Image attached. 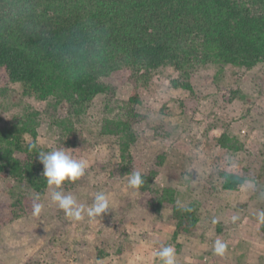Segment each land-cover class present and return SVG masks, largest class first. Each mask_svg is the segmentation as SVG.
<instances>
[{
	"label": "trees",
	"instance_id": "16d2710c",
	"mask_svg": "<svg viewBox=\"0 0 264 264\" xmlns=\"http://www.w3.org/2000/svg\"><path fill=\"white\" fill-rule=\"evenodd\" d=\"M259 64L264 65V0H0L2 87L20 84L24 96L48 103L45 113L58 132L56 148L72 149L74 157L93 147L75 123L101 97L98 138H112L118 146L116 159L104 169L117 178L140 172L145 183L134 189L136 199L152 215L171 208L172 241L161 245H171L175 252L183 246L180 237H203L201 217L196 205H178L176 188L155 183L164 155L150 171L136 165L133 148L139 134L135 127L145 120L138 112L143 104L141 92L150 89L157 70L173 68L177 78L171 86L189 93L177 102L181 113L188 116L200 104L194 89V75L200 67L252 70ZM126 85L132 91L121 99L119 87ZM239 97V90L220 94L225 104ZM162 111L164 116L169 113L167 107ZM40 116L34 112L16 117L10 127L0 129V175L8 173L13 181L7 197L0 199V232L34 214V199L48 189L36 156L43 151L38 143ZM31 145L36 147L30 150ZM217 145L232 158L245 151L257 163V173L251 166L240 174L218 171L216 177L223 180L224 191L240 190L248 180L258 183L264 173L263 152L248 151L229 127L217 138ZM204 189L206 203L215 190L209 183ZM258 220V235L264 240V220ZM107 255L101 250L97 259ZM255 264H264V258Z\"/></svg>",
	"mask_w": 264,
	"mask_h": 264
},
{
	"label": "rangeland",
	"instance_id": "374dc122",
	"mask_svg": "<svg viewBox=\"0 0 264 264\" xmlns=\"http://www.w3.org/2000/svg\"><path fill=\"white\" fill-rule=\"evenodd\" d=\"M174 78L177 75L171 67L157 70L150 89L141 92L143 104L138 112L145 120L135 127L139 136L133 153L136 165L147 171L164 155L155 183L161 188H176L179 206L194 204L199 209L200 232L204 235L178 239L183 246L176 252V264H255L264 258V240L258 235L259 212L264 211V173L257 184L248 180L240 190L224 191L223 180L216 177L218 171L240 174L251 166L257 173V163L245 151L232 158L228 150L217 145V138L229 127L246 143L248 151L264 153V65L252 70L200 67L194 75L200 104L196 113L188 116L181 113L177 102L189 93L174 89ZM2 86L0 83V129L10 127L16 117L38 112V143L43 151L55 149L58 132L45 113L48 103L24 96L20 84ZM229 90H239L241 97L225 104L220 94ZM131 91L132 86H120L119 98H128ZM102 105L99 97L77 124L73 120L93 147L75 157L86 162L84 175L61 189L85 207L83 218L68 217L51 202L48 188L39 197V214L19 218L1 230L0 264H161L156 251L161 243L172 241L171 208L152 215L128 186L129 176L117 178L105 171L104 167L116 159L118 146L112 138H98ZM164 107L169 109L165 116ZM62 110L67 112L66 107ZM27 141L32 139L27 137ZM207 183L215 191L205 203ZM12 185L8 173L0 175V199L7 197ZM97 192L108 197L109 211L94 220L86 209ZM218 239L227 244L222 254L214 250ZM120 247L124 251L118 254ZM101 250L108 255L98 260Z\"/></svg>",
	"mask_w": 264,
	"mask_h": 264
},
{
	"label": "clouds",
	"instance_id": "9594fccd",
	"mask_svg": "<svg viewBox=\"0 0 264 264\" xmlns=\"http://www.w3.org/2000/svg\"><path fill=\"white\" fill-rule=\"evenodd\" d=\"M36 145H31L30 150ZM74 150L65 149L64 146L55 148L51 151H39V162L43 165L42 176L46 180V184L50 191V200L58 206L59 209L75 220L83 218L85 207L78 204L77 200L72 195H66L61 191L66 183L76 182L85 173L86 162L76 159L71 155ZM145 183L140 172L132 171L129 174L128 186L132 189H139ZM42 209V204L39 202V195L33 201V213L39 214ZM191 211L190 208L185 209ZM109 211L108 197L104 192H97L94 195L92 203L87 207L86 214L91 219H100ZM259 218L264 220V211L259 212ZM227 248V244L221 240H217L214 245V250L218 254H222ZM156 256L161 261V264H176V252L171 245H161L156 251Z\"/></svg>",
	"mask_w": 264,
	"mask_h": 264
}]
</instances>
